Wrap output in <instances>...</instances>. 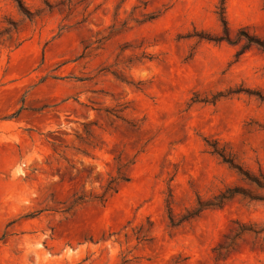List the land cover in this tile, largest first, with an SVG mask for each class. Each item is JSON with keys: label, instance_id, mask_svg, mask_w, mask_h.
Segmentation results:
<instances>
[{"label": "rangeland", "instance_id": "obj_1", "mask_svg": "<svg viewBox=\"0 0 264 264\" xmlns=\"http://www.w3.org/2000/svg\"><path fill=\"white\" fill-rule=\"evenodd\" d=\"M6 28L0 264H264V0H0Z\"/></svg>", "mask_w": 264, "mask_h": 264}, {"label": "trees", "instance_id": "obj_2", "mask_svg": "<svg viewBox=\"0 0 264 264\" xmlns=\"http://www.w3.org/2000/svg\"><path fill=\"white\" fill-rule=\"evenodd\" d=\"M20 3H21V1H20ZM222 3L224 4V1H222ZM28 13L31 14V12H28ZM222 21H223V24H224L225 28H227V21H226V18L224 16V12L222 14ZM14 25H16V24H14ZM14 29H17V28L15 27ZM14 29H12V28H6L4 31H0V40H1L2 36H3V34L5 33V31H6V33H11ZM222 155L224 156V154H222ZM199 210H201V209H199ZM194 215H197V212H192V213L189 212V214L188 215H185L180 220V222L183 221V220H185V219H188L189 217H193ZM180 222H175L174 220H172V224L173 225H176V224H178Z\"/></svg>", "mask_w": 264, "mask_h": 264}, {"label": "bare ground", "instance_id": "obj_3", "mask_svg": "<svg viewBox=\"0 0 264 264\" xmlns=\"http://www.w3.org/2000/svg\"><path fill=\"white\" fill-rule=\"evenodd\" d=\"M77 236V235H76Z\"/></svg>", "mask_w": 264, "mask_h": 264}]
</instances>
